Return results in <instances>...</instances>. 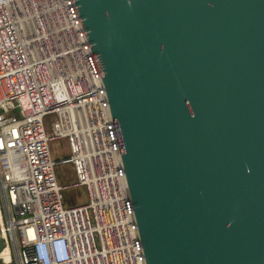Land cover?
I'll use <instances>...</instances> for the list:
<instances>
[{"label":"water","instance_id":"95a60500","mask_svg":"<svg viewBox=\"0 0 264 264\" xmlns=\"http://www.w3.org/2000/svg\"><path fill=\"white\" fill-rule=\"evenodd\" d=\"M72 2L145 264H264V0Z\"/></svg>","mask_w":264,"mask_h":264},{"label":"built area","instance_id":"2783aa9c","mask_svg":"<svg viewBox=\"0 0 264 264\" xmlns=\"http://www.w3.org/2000/svg\"><path fill=\"white\" fill-rule=\"evenodd\" d=\"M59 137L68 157L54 161L49 141ZM58 162H70L73 182L57 184ZM76 185L88 202L64 205L62 189ZM0 240L1 264H145L107 96L72 0H0Z\"/></svg>","mask_w":264,"mask_h":264},{"label":"rangeland","instance_id":"374dc122","mask_svg":"<svg viewBox=\"0 0 264 264\" xmlns=\"http://www.w3.org/2000/svg\"><path fill=\"white\" fill-rule=\"evenodd\" d=\"M53 121L51 114L44 116V127L46 132H51V123ZM49 155L54 161L65 160L68 157V148L65 138L59 137L49 141ZM53 170L56 176L57 184H68L74 181L70 162H58L53 165ZM63 204L65 200H73L74 204H86L88 197L84 185H76L72 187L63 188ZM90 224H93L90 210L88 209ZM13 262H15L13 257ZM12 264V263H10Z\"/></svg>","mask_w":264,"mask_h":264},{"label":"trees","instance_id":"16d2710c","mask_svg":"<svg viewBox=\"0 0 264 264\" xmlns=\"http://www.w3.org/2000/svg\"><path fill=\"white\" fill-rule=\"evenodd\" d=\"M65 204H67V205H71V204H73V200H65ZM1 264V263H0Z\"/></svg>","mask_w":264,"mask_h":264}]
</instances>
